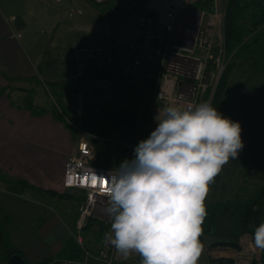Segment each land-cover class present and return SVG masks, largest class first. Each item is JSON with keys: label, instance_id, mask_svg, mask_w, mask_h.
<instances>
[{"label": "crops", "instance_id": "crops-1", "mask_svg": "<svg viewBox=\"0 0 264 264\" xmlns=\"http://www.w3.org/2000/svg\"><path fill=\"white\" fill-rule=\"evenodd\" d=\"M111 1L115 16L121 11L124 16L129 14L123 10L124 7L117 5L116 0ZM142 1L139 4L143 12ZM70 3L71 0H0V172L8 175V179L0 178L2 182L0 183V249L3 243V246L20 251L25 262H35L40 259L54 260V246L49 241V228L62 222L70 237L73 219L76 217L77 204L69 210H60V208L57 210L52 207L54 197L59 198L55 202L58 207L63 205L60 200L63 196L60 194H65L66 187L61 183L62 167L65 159L74 149L59 156L56 161L57 167L54 168H52L53 161L48 160L46 152L59 149L58 142L68 138V132L64 128L67 126L61 117L58 118L54 114L51 106L47 109L43 103L36 102L35 105L41 107L43 111L33 115L22 105L25 96L23 93L31 88L35 78H39L54 86L58 96L56 101L58 104L60 102L59 106L73 113L70 109V62L66 48L72 40L80 39L75 33L82 36L85 33L72 29L66 23L63 13ZM95 7L99 9L98 6ZM141 11L135 18L142 14ZM135 18L132 26L126 28L134 27ZM65 28L68 29L64 31ZM65 32H67L66 42L63 49L56 54L53 52V45L59 42L58 38ZM119 32L109 43L112 47L116 46L114 43ZM102 35L107 38L106 33ZM41 38L44 39L39 42ZM53 38H56V42ZM98 38L100 37L97 36L96 39ZM106 38L102 43L107 41ZM228 89L223 95L219 113L227 118H246L248 125L244 135L249 139H255L253 136L255 121L260 123L263 119H255L252 114L254 113L252 100L240 88H233L234 93L231 98L227 96ZM236 95L238 101H235ZM100 96L101 94H94L89 99L93 100ZM232 98L235 102H231ZM240 98L244 99L248 107L243 102L239 103ZM156 115L149 116L147 125L143 129L146 138L154 130L156 121L152 118ZM151 120L153 124L150 126ZM71 131L73 130L69 132ZM74 135L77 139V134ZM251 141L254 145V141ZM102 146H105L104 150L107 151V145H101L100 148ZM256 147L260 148L258 145ZM95 148L97 149L98 146ZM257 150L259 154L252 151L250 158L254 163L250 162V164H256V160L253 159V155L256 154L258 164L255 166L262 167L263 154L261 150ZM261 161L263 164H260ZM260 170L261 168L257 169L258 172ZM15 180H25L29 186L22 188L18 185L17 188L14 186ZM75 190L81 197L82 192ZM251 192H241V195L246 197ZM262 215H264V204ZM214 219L215 217L206 215L202 223V234L199 238L202 252L198 264H206L207 252L211 250L210 244L219 238H224L219 235L222 233L224 235L226 225L213 228ZM91 223L96 227L94 222ZM0 264H6L1 250Z\"/></svg>", "mask_w": 264, "mask_h": 264}, {"label": "built area", "instance_id": "built-area-1", "mask_svg": "<svg viewBox=\"0 0 264 264\" xmlns=\"http://www.w3.org/2000/svg\"><path fill=\"white\" fill-rule=\"evenodd\" d=\"M199 1L201 0H143L142 14L136 17L134 27L119 32L115 47L97 40L85 41L84 38L68 44L72 78L70 109L77 117L85 113L91 95L106 92L111 84V77L82 79L84 71L96 70L112 74L121 70L129 75L142 72L150 77L152 89L145 112L140 115L135 135L122 138L107 134L96 135L71 123L70 128L77 134V139L73 153L63 163L61 182L63 187L82 192L72 225V238L80 248H84L82 229L90 217L103 223L104 229L93 254L84 250L79 260H50L44 264H116L113 261L114 246L105 240V233L110 232L111 221L106 211L108 186H104L103 182L108 180L109 173L115 171L121 163H94L97 158L94 144H106L108 149L122 156L120 162L131 160L134 158L135 146L146 139L143 129L147 118L154 111L149 101L154 103L166 99L171 104L180 106L197 105L204 99V102L209 101L220 65L215 73L205 66L206 60L211 58L213 27L209 14L194 5ZM211 1V14L214 18L216 0ZM204 14L207 15L205 25L211 26L205 28L204 25L207 40L201 29ZM205 92L207 95L204 97ZM56 109L58 110L57 107ZM61 118L64 122H69L66 116L61 115ZM88 258H92L93 262ZM137 264H141L140 256Z\"/></svg>", "mask_w": 264, "mask_h": 264}, {"label": "clouds", "instance_id": "clouds-1", "mask_svg": "<svg viewBox=\"0 0 264 264\" xmlns=\"http://www.w3.org/2000/svg\"><path fill=\"white\" fill-rule=\"evenodd\" d=\"M157 126L134 148V158L108 175L110 232L105 240L141 264H198L209 186L243 148L241 126L209 102L169 104ZM253 242L264 250V221Z\"/></svg>", "mask_w": 264, "mask_h": 264}, {"label": "rangeland", "instance_id": "rangeland-1", "mask_svg": "<svg viewBox=\"0 0 264 264\" xmlns=\"http://www.w3.org/2000/svg\"><path fill=\"white\" fill-rule=\"evenodd\" d=\"M141 0H116L117 5H121L123 10H126L127 16H124L121 13L116 16L113 15L111 17L105 16L97 7L91 5L89 1L84 2L82 0H71V3L67 5V9H65L63 15L66 23L69 27L74 30H78L79 32L85 33V35H81L79 33H75L76 36L80 38H84L85 41H89L88 39H94V35L99 36L104 39L102 34L106 33L107 43H111L115 35L126 27H131L132 22L135 16L141 11L140 3ZM125 3V5H123ZM143 3V1H142ZM224 0H216L214 5V18L211 19L213 31H216L218 28V24L220 23L221 9ZM199 9L205 11L204 7L197 6ZM118 10L119 7H118ZM142 12V11H141ZM204 14L201 21V29L206 36V40L208 34L205 33L204 25L205 18L207 15ZM67 27V26H65ZM210 25H205V28H210ZM68 29L65 28L64 31ZM63 31V32H64ZM67 32L63 33V36L59 37V42L54 43L53 52L57 54V52L63 49L64 43L66 42ZM217 32H212L211 44L214 43L216 39ZM82 36V37H81ZM77 37V38H78ZM44 38H41L39 42H42ZM56 42V38H53ZM101 39V40H102ZM68 46V45H67ZM66 54L67 48H66ZM69 58V57H68ZM67 62V61H66ZM67 65H65L66 67ZM68 67V66H67ZM70 67V66H69ZM123 73L121 70L115 71V73ZM142 73V72H141ZM131 75L127 81H123L119 79V76H113L111 78V85L108 90L104 93H100L101 96L90 100L85 108V113L77 117L73 113H69L65 111L62 107L63 113L68 118L69 122H65L64 128L68 132V138L62 139L58 142L59 149H55L53 151L47 150L48 160L53 161L52 168L57 167V158L59 156H63L66 151H73L75 148V133L71 131L69 126L72 124H78L82 129L92 132V134L100 135L106 132L105 130L110 129L113 124V111L112 113L109 110H121L125 109L126 112H134L135 119L133 121L132 128L136 130L137 125H139L140 115L146 106V102L148 103V99L151 96L150 87V77L145 76L144 74ZM228 93L229 98L233 97L234 89L240 88L242 92H244L253 103L254 113L253 116L255 119L261 118V122L255 121V131L253 136L255 139H249L244 135V131L247 129L248 121L244 117H235L229 118L234 122H238L241 126V140L243 143V148L238 151V155L236 158H230L228 163H226L221 172L215 177L214 182L210 184L209 191L207 193V197L205 198V205L211 204L216 205L218 203H229L230 201H237L244 199L245 197L241 195L247 191H256L259 187L264 186V166L259 167L255 166L258 164L257 155H253V159L256 160V164L252 165L250 162L254 163L250 158V155L253 152H258L257 149L261 150L263 154V162H264V88L262 93H258L257 89L264 87V80L258 77L246 78L244 75H241L240 72L234 71L228 78ZM254 86V88H252ZM24 96V101L26 99L31 100V106H36L35 103H43V105L49 109L50 106L53 107V100L58 99L57 92H55L54 86L47 84L45 81H41L39 78H35L34 83L30 86ZM118 87L127 92L126 94L122 91H119ZM7 88V87H6ZM227 91V90H226ZM235 101H238V95H236ZM234 98H232L231 102H235ZM247 106V103L244 102V99L240 98L239 103H242ZM223 103V100L220 103V107ZM60 104V102H59ZM154 111L150 116L158 113L159 109H162L164 106L171 104L166 99L161 101L150 102ZM24 105V104H22ZM38 107V106H37ZM263 108V109H262ZM143 109V110H142ZM31 114L36 115L35 112L29 111ZM218 112L219 109H218ZM60 118V116H58ZM154 119V117L152 118ZM61 120V119H60ZM153 124L151 120L150 126ZM259 124H261L259 126ZM157 126V124L154 126ZM137 134V131L134 133ZM71 135V138H70ZM256 146H260V148ZM100 143H95V146L99 147ZM101 148L99 147V150ZM262 161L260 164H263ZM260 172L257 169H260ZM0 178L8 179V175L0 172ZM62 178V175H61ZM8 181V180H7ZM24 186L28 185L25 180H21ZM2 183V182H0ZM21 182L15 180L14 186L17 188ZM62 183V182H61ZM29 186V185H28ZM22 188H24L22 186ZM237 195V196H235ZM235 196V197H234ZM234 197V198H233ZM248 197V196H246ZM82 198V194L80 197V193L75 189L66 188L65 196L62 200V206L58 207L55 203L59 200L58 197H54L53 199V208H57V210H69L71 207L74 208L76 204L80 202ZM233 198V199H232ZM80 199V200H79ZM232 199V200H231ZM232 201V202H233ZM228 208L224 207H216L210 210L208 216L215 217L213 221V228L221 227L222 225H226V227H230L227 222H232L233 213L231 211H227ZM208 214V213H207ZM264 218V215H262ZM204 225V224H203ZM229 229V228H228ZM226 230V228H225ZM228 232V230L226 231ZM49 241L54 246V258L62 259V258H74L77 254L80 253V248L74 242L71 234L68 237V233L64 227L62 222H59L57 225H54L49 228ZM224 237L226 240H230L228 235H224L223 233L219 235V237ZM224 238H219L215 242H219L220 240H224ZM238 248L231 247L230 245H210L211 250L207 252L208 259L214 260L216 264H249L252 258L258 257L259 249L255 248L252 237L249 234L244 233V235H239L237 240ZM215 248V249H213ZM135 253L131 254L128 258L134 256ZM77 257V256H76ZM114 257L118 261H125L127 259L123 258L119 253H117L116 249L114 252ZM230 261H227V259Z\"/></svg>", "mask_w": 264, "mask_h": 264}, {"label": "trees", "instance_id": "trees-1", "mask_svg": "<svg viewBox=\"0 0 264 264\" xmlns=\"http://www.w3.org/2000/svg\"><path fill=\"white\" fill-rule=\"evenodd\" d=\"M88 1L95 6H98L100 11L105 16L111 17L115 15L111 0H104L101 3H97L94 0ZM194 5L204 7L205 11L209 12V19H212L211 13L213 12V10L211 0H201L195 3ZM213 32H217V35L214 43L210 46L211 58L206 60L205 66L207 69H210L212 72L215 73L217 71L218 66L220 65V70L218 71V75L215 80V85L208 101L218 111V109L220 108V103L223 99V95L229 88H227L228 78L234 71L240 72V74L244 75L246 78L258 77L264 80V0H224L221 9L220 23L218 24V28L216 29V31ZM96 38L97 35H94V39H91L90 41L98 40L104 42V39L101 40L100 38ZM69 62L71 68L70 59ZM69 71L70 82H72L71 70L69 69ZM113 76H119L120 80L127 81V79H129L131 75L127 73L113 72L111 74V78ZM149 82L151 86V80H149ZM252 88H254V86H252ZM263 88L264 87L262 86V89H257V92L259 94L262 93ZM118 89L119 91L117 92H124L119 87ZM207 92H205L204 97L207 95ZM124 93L126 94L127 92ZM204 101L205 99L203 100V102ZM23 103L24 107L27 108L29 111L35 113L43 111L41 107H32L31 99H26ZM56 107L58 108V110L56 109ZM146 107L147 102L145 108H143L144 110L142 109V113L145 112ZM51 110L54 112V114H56L57 117H61V115L65 116L63 110L61 109L56 100H53V107ZM122 110L124 111L125 109ZM112 111L114 110H109L110 113H112ZM133 121L134 118L132 119L130 126L125 124L118 125L116 124L114 119L112 127H110V129L106 130L105 132L109 136H117L119 138H122L124 136H130L134 132H136V130L132 128ZM99 147L96 149L97 158L94 163L100 165H106L107 163L118 165L119 163H121V155H118L113 150H110L108 148L107 151L104 150L105 146H102L100 150ZM17 181L21 182V185L19 186H24L21 180ZM48 191L50 192V190ZM60 195L64 197L65 194ZM263 204L264 186L251 193L248 197L242 199V201L237 200L223 204L218 203L216 205H205L206 212L208 213L207 216L209 215V213H211L210 210L212 208H216L218 206L228 208L227 211H231L234 215L232 222L228 223L230 227H226L225 230V235H228L230 237V240L212 242L210 245H215L217 243L220 245H230L231 247L238 248L239 246L236 240L239 235H244V233H247L250 237H253L254 228L258 226L261 221H264V218L262 217ZM95 220L97 219L92 217L88 218V222L85 223L82 229V235L84 237V248H80L76 244L80 248V253L77 257L68 258V260L81 259L84 254V250L92 254L95 252V250L97 249L96 242L101 236L102 230L104 229V224ZM91 222H94L96 224V227H93ZM227 230L228 232H226ZM71 234L73 233L71 232ZM0 250L2 252V257L5 261L7 260L8 256L13 253L18 254L21 258L23 257L20 251L14 248H9L8 246H3V243H1ZM138 258L139 255L135 253L134 256L128 258L125 261H118L115 259L113 253V261L116 264H137ZM50 260L40 259L35 262L26 263L44 264L45 262H48ZM88 260L93 262L92 258H88ZM227 261H230V259L228 258ZM206 264L216 263L212 259H207ZM249 264H264V250L259 249L258 257L252 258Z\"/></svg>", "mask_w": 264, "mask_h": 264}, {"label": "water", "instance_id": "water-1", "mask_svg": "<svg viewBox=\"0 0 264 264\" xmlns=\"http://www.w3.org/2000/svg\"><path fill=\"white\" fill-rule=\"evenodd\" d=\"M90 77H111V73H103L96 70H92V71H84L81 75L82 79L90 78ZM113 117L115 119L116 124L129 125L131 124V119H133L134 117V113L121 111V110H114ZM6 264H27V263L18 254L13 253L8 256L6 260Z\"/></svg>", "mask_w": 264, "mask_h": 264}, {"label": "snow or ice", "instance_id": "snow-or-ice-1", "mask_svg": "<svg viewBox=\"0 0 264 264\" xmlns=\"http://www.w3.org/2000/svg\"><path fill=\"white\" fill-rule=\"evenodd\" d=\"M94 182H95V178H93ZM104 186H107V181L105 180L104 182Z\"/></svg>", "mask_w": 264, "mask_h": 264}, {"label": "flooded vegetation", "instance_id": "flooded-vegetation-1", "mask_svg": "<svg viewBox=\"0 0 264 264\" xmlns=\"http://www.w3.org/2000/svg\"><path fill=\"white\" fill-rule=\"evenodd\" d=\"M124 111H127V110H124ZM134 118V117H133ZM148 119H149V117L147 118V121H146V125H147V122H148ZM131 122H132V119H131ZM131 124H129V126H130ZM144 133V132H143ZM135 135V134H134Z\"/></svg>", "mask_w": 264, "mask_h": 264}]
</instances>
